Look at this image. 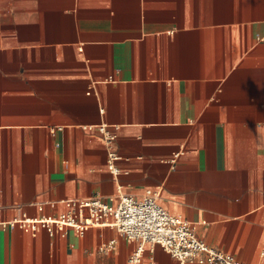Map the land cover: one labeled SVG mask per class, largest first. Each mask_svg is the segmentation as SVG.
Wrapping results in <instances>:
<instances>
[{
    "label": "crops",
    "instance_id": "obj_1",
    "mask_svg": "<svg viewBox=\"0 0 264 264\" xmlns=\"http://www.w3.org/2000/svg\"><path fill=\"white\" fill-rule=\"evenodd\" d=\"M119 184L264 264V0H0V264H126L114 226L16 222Z\"/></svg>",
    "mask_w": 264,
    "mask_h": 264
},
{
    "label": "built area",
    "instance_id": "obj_2",
    "mask_svg": "<svg viewBox=\"0 0 264 264\" xmlns=\"http://www.w3.org/2000/svg\"><path fill=\"white\" fill-rule=\"evenodd\" d=\"M108 145V167L115 175L122 168L118 160L123 158L115 147L117 126L111 128L106 122L98 124ZM177 154V153H176ZM129 159V156H124ZM66 209L57 215L40 217L23 216L16 222L29 225L32 229L45 227L50 233H66L72 227L84 233L91 226H114L121 234L136 242L127 257L126 264H143L146 244L151 250L156 245L163 246L180 264H246L233 253L209 244L196 231V226L187 218L172 213L160 201L157 189L146 188L141 197L130 194L119 184L117 191L108 199L99 195L90 198H68ZM115 239L105 242L103 247L114 246ZM149 264H159L153 253Z\"/></svg>",
    "mask_w": 264,
    "mask_h": 264
}]
</instances>
